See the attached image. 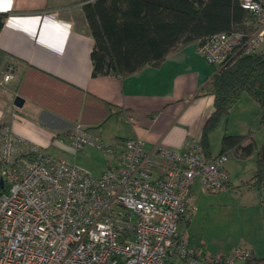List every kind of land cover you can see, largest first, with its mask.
Masks as SVG:
<instances>
[{
  "label": "built area",
  "instance_id": "obj_1",
  "mask_svg": "<svg viewBox=\"0 0 264 264\" xmlns=\"http://www.w3.org/2000/svg\"><path fill=\"white\" fill-rule=\"evenodd\" d=\"M240 6L254 19L253 33H216L197 44L198 55L215 71L237 54L264 52V0H240ZM11 80L13 73L5 71L2 81ZM126 120L134 124L132 117ZM56 144L72 154L96 150L114 167L94 176L15 136L0 120V264H247L252 259L243 246L226 257L202 256L180 230L193 214L189 199L196 180L206 191H226L229 152L207 160L200 138L186 139L182 153L161 146L147 153L138 138L116 149L79 124Z\"/></svg>",
  "mask_w": 264,
  "mask_h": 264
},
{
  "label": "crops",
  "instance_id": "obj_2",
  "mask_svg": "<svg viewBox=\"0 0 264 264\" xmlns=\"http://www.w3.org/2000/svg\"><path fill=\"white\" fill-rule=\"evenodd\" d=\"M0 14L5 15L0 30V120L15 136L52 157L58 153L59 158L82 169L85 167L77 164L78 157L99 153L88 149L72 154L56 144L57 139L66 140L76 124L116 149L127 139L138 138L150 154L157 146L182 153L186 139L200 138L213 111V97L201 92L215 70L198 55L197 43L169 54L159 66H148L129 76L93 77L94 42L79 0H0ZM7 70L13 73V80L4 83L2 75ZM16 97L21 99V107L15 105ZM242 98L235 105L242 114L240 126L234 123L225 130L223 120L218 128L224 134L250 137L255 153L246 158L230 156L224 193L234 192L235 200L244 205L249 201L258 208L263 222L264 187L250 188L248 184L256 170V151L264 145V125L257 103L246 94ZM247 113L260 125L258 138L252 134L249 126L253 120ZM127 117L134 119L133 125ZM217 154L211 152L212 156ZM114 164L103 156L95 173L85 169L99 176ZM157 170L162 173L163 167L159 165ZM239 244L252 251L247 264H264L261 231L255 240ZM196 248L206 257H226L233 250L211 252L202 244Z\"/></svg>",
  "mask_w": 264,
  "mask_h": 264
},
{
  "label": "trees",
  "instance_id": "obj_3",
  "mask_svg": "<svg viewBox=\"0 0 264 264\" xmlns=\"http://www.w3.org/2000/svg\"><path fill=\"white\" fill-rule=\"evenodd\" d=\"M93 39L92 76L125 77L165 58L190 43L222 32L251 34L255 22L240 0H79ZM5 15L0 14V30ZM243 94L254 100L264 125V52L235 55L207 81L201 95L213 97L200 144L205 159L212 155L209 135L227 119ZM246 158L255 143L243 135L224 134L218 154ZM217 154V155H218ZM248 186L264 187V145L256 151V170Z\"/></svg>",
  "mask_w": 264,
  "mask_h": 264
},
{
  "label": "rangeland",
  "instance_id": "obj_4",
  "mask_svg": "<svg viewBox=\"0 0 264 264\" xmlns=\"http://www.w3.org/2000/svg\"><path fill=\"white\" fill-rule=\"evenodd\" d=\"M240 100L244 99L240 98ZM235 105L231 108L227 119L224 120L225 124L223 123V127H225V130H229L234 123L240 126L242 114L240 113L241 110ZM249 114L247 113V117L253 120L252 125L249 127L253 128L252 134L257 135L258 138L261 136L260 133L257 134L260 125ZM223 134L224 130L222 128L220 130L217 128L210 133L209 147L211 152L218 153L220 151ZM261 134H264V131ZM93 151L99 153V156L96 154H93V156H81L77 158L76 162L78 165L95 173L103 159V155L96 150ZM56 155L54 157L59 158V154L57 153ZM85 168L83 170L91 173ZM198 182L197 180L196 186L192 191L191 205L193 214L188 226H184V232L181 230L185 241L189 242V246L197 247L202 244L211 252L223 251L227 253L230 248L234 249L242 246V244H239L241 240H255L260 231L262 235L264 234V221L261 222L257 207L249 205V201L245 205L242 201L238 202L234 198V192L231 191L227 193L206 191ZM253 209L255 210L254 213L252 212Z\"/></svg>",
  "mask_w": 264,
  "mask_h": 264
},
{
  "label": "water",
  "instance_id": "obj_5",
  "mask_svg": "<svg viewBox=\"0 0 264 264\" xmlns=\"http://www.w3.org/2000/svg\"><path fill=\"white\" fill-rule=\"evenodd\" d=\"M22 101L21 99H19L18 97L15 98V105H17L18 107H21Z\"/></svg>",
  "mask_w": 264,
  "mask_h": 264
}]
</instances>
